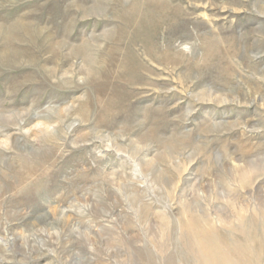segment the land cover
<instances>
[{
	"label": "rangeland",
	"instance_id": "374dc122",
	"mask_svg": "<svg viewBox=\"0 0 264 264\" xmlns=\"http://www.w3.org/2000/svg\"><path fill=\"white\" fill-rule=\"evenodd\" d=\"M0 264H264V0H0Z\"/></svg>",
	"mask_w": 264,
	"mask_h": 264
},
{
	"label": "bare ground",
	"instance_id": "6f19581e",
	"mask_svg": "<svg viewBox=\"0 0 264 264\" xmlns=\"http://www.w3.org/2000/svg\"><path fill=\"white\" fill-rule=\"evenodd\" d=\"M136 166V165H135ZM241 171V170H240ZM239 177V176H238ZM240 178V177H239ZM244 178V177H243ZM242 179V178H241ZM250 179V178H249Z\"/></svg>",
	"mask_w": 264,
	"mask_h": 264
}]
</instances>
